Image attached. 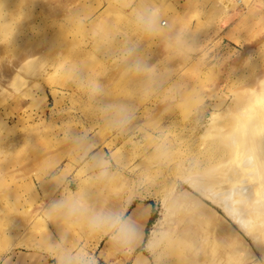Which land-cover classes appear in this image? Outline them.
Returning a JSON list of instances; mask_svg holds the SVG:
<instances>
[{"label":"rangeland","instance_id":"1","mask_svg":"<svg viewBox=\"0 0 264 264\" xmlns=\"http://www.w3.org/2000/svg\"><path fill=\"white\" fill-rule=\"evenodd\" d=\"M237 1L0 0V64L25 63L26 82L0 85V264H264L191 183L224 162L212 133L264 80V0ZM185 189L230 231L193 223ZM139 202L154 212L135 255L107 239Z\"/></svg>","mask_w":264,"mask_h":264},{"label":"bare ground","instance_id":"2","mask_svg":"<svg viewBox=\"0 0 264 264\" xmlns=\"http://www.w3.org/2000/svg\"><path fill=\"white\" fill-rule=\"evenodd\" d=\"M232 1L224 0L226 10L229 9ZM242 1L245 2V0H238L237 2L242 4ZM160 15H164L160 8L151 10L149 19L157 23L155 20ZM165 16L172 21L171 16ZM163 20L161 19V23ZM174 32L175 30L171 26L163 33L173 34ZM161 33L162 31H159L158 34ZM16 63L17 60L15 64L12 61L11 63L0 64V85L5 84L4 82L10 76V81L13 78V84L10 82L11 85H14L15 90L19 91L26 83L21 76L25 63ZM261 79L259 83L257 82V85H260H256L246 94L247 96L242 103L243 108L236 113L237 116L233 117L235 122L228 130L229 132L226 129H221L212 133L215 143L218 144L219 142L223 146L222 153L225 155L223 164L221 162L213 166L210 163L212 166L205 167L202 174L206 175V179L201 182L193 180L191 183L197 188H194L195 191L208 196L210 199L217 200L222 209L227 211L247 234L252 235L259 248L264 250V80ZM215 115L217 114L214 113ZM175 202H181V205L186 206L184 210L188 218L190 217L195 224L200 225L196 218L197 215L208 220L218 216L222 220L221 215L215 209L207 206V203L199 199L197 195L188 192L187 189L182 190L177 195ZM194 209L197 211L195 215L192 214ZM146 213L144 208L138 206L127 219L130 228L132 231L134 230L133 233L139 236V240L143 236L142 225ZM220 219L217 220L227 233L230 231L229 227ZM233 237L239 241L235 234ZM139 256L133 264H147L149 257L145 254Z\"/></svg>","mask_w":264,"mask_h":264},{"label":"crops","instance_id":"3","mask_svg":"<svg viewBox=\"0 0 264 264\" xmlns=\"http://www.w3.org/2000/svg\"><path fill=\"white\" fill-rule=\"evenodd\" d=\"M154 9H157V7L153 8V10ZM163 14H165V13H163ZM155 22H158V18H157V20H155ZM194 195H196V194H194ZM199 199H201V198H199ZM138 206H141L142 208H144L145 212H147L145 214L146 216H145V219H144V222H143V225H142V227H143L142 228L143 229V236H142L141 240H139V236H137L136 234H134L132 232V230H131V228L129 226H127L128 228L124 227L125 226V223L124 222L127 221L128 217H130L133 214V212L137 209ZM153 212H154L153 205L151 203H148V202H139V203H136L135 205H127V206L123 207L122 210H121V214L124 213L125 214V217H124V219L121 220V222H120L119 227L117 228V230H115L116 232H114V236L110 237L107 240H110V242H111L112 241L111 238H114V240H116L118 237H120V238L123 237L124 238V241L129 246L128 252L134 251V252H136L135 253V255H136L138 252H140V251H138L139 247L142 244H146L145 243V240H146V237H147V227H148L151 219L153 218ZM106 242L107 241L104 242L105 243L104 244V247L108 243V242L107 243ZM139 257L140 256H138L137 258H139ZM149 261H150V259L148 260L147 264H149Z\"/></svg>","mask_w":264,"mask_h":264},{"label":"water","instance_id":"4","mask_svg":"<svg viewBox=\"0 0 264 264\" xmlns=\"http://www.w3.org/2000/svg\"><path fill=\"white\" fill-rule=\"evenodd\" d=\"M198 196V195H197ZM199 197V196H198ZM200 198V197H199ZM205 202V201H204ZM205 203H207V202H205ZM207 205H209L208 203H207ZM210 206V205H209ZM214 209V208H213ZM216 210V209H215Z\"/></svg>","mask_w":264,"mask_h":264},{"label":"built area","instance_id":"5","mask_svg":"<svg viewBox=\"0 0 264 264\" xmlns=\"http://www.w3.org/2000/svg\"><path fill=\"white\" fill-rule=\"evenodd\" d=\"M163 24L165 25L166 24V21H163Z\"/></svg>","mask_w":264,"mask_h":264},{"label":"clouds","instance_id":"6","mask_svg":"<svg viewBox=\"0 0 264 264\" xmlns=\"http://www.w3.org/2000/svg\"><path fill=\"white\" fill-rule=\"evenodd\" d=\"M117 223H119V221H117Z\"/></svg>","mask_w":264,"mask_h":264}]
</instances>
